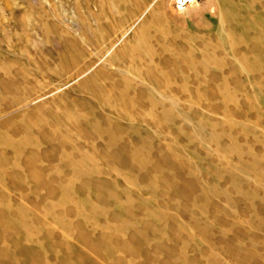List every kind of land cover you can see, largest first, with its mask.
<instances>
[{
    "label": "rangeland",
    "instance_id": "374dc122",
    "mask_svg": "<svg viewBox=\"0 0 264 264\" xmlns=\"http://www.w3.org/2000/svg\"><path fill=\"white\" fill-rule=\"evenodd\" d=\"M213 2L0 0V264H264V50Z\"/></svg>",
    "mask_w": 264,
    "mask_h": 264
},
{
    "label": "bare ground",
    "instance_id": "6f19581e",
    "mask_svg": "<svg viewBox=\"0 0 264 264\" xmlns=\"http://www.w3.org/2000/svg\"><path fill=\"white\" fill-rule=\"evenodd\" d=\"M171 1H173L174 4L178 5L179 7L186 6L187 4H194V3L199 2V0H171ZM252 1L253 0H214V2H213L214 6L212 8L215 12L216 11L218 12V15H219L218 18L220 19V24L222 26V29L225 28V26L230 27L231 24H239V25H242L245 29H247V31L248 30L252 31V33H253L252 45L254 47H256L259 52L251 60L244 59V65L243 66L247 69H260L263 65L262 50H264L263 49L264 48V29H263L264 18H263V16H258L257 14H254V15L253 14H251V15L243 14V8L250 7L252 5ZM169 111H170V109H169ZM211 127H212V125H211ZM54 130H56V129H54ZM78 163H79V161H78ZM73 164L75 165L74 162H73ZM83 164H81L79 166L81 167ZM74 165H73V167L75 169L76 165L75 166Z\"/></svg>",
    "mask_w": 264,
    "mask_h": 264
}]
</instances>
